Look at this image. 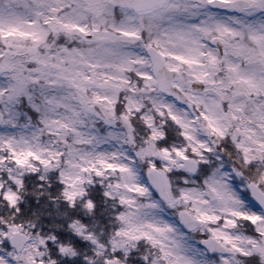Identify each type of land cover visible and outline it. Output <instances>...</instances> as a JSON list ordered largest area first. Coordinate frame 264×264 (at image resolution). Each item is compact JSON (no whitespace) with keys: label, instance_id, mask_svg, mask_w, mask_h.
<instances>
[{"label":"snow or ice","instance_id":"6c2138e0","mask_svg":"<svg viewBox=\"0 0 264 264\" xmlns=\"http://www.w3.org/2000/svg\"><path fill=\"white\" fill-rule=\"evenodd\" d=\"M0 264H264V0H0Z\"/></svg>","mask_w":264,"mask_h":264},{"label":"trees","instance_id":"16d2710c","mask_svg":"<svg viewBox=\"0 0 264 264\" xmlns=\"http://www.w3.org/2000/svg\"><path fill=\"white\" fill-rule=\"evenodd\" d=\"M30 190H31V188H30ZM29 203L33 204L34 201L31 198H29ZM45 203H46V201L43 198H41V201L39 203L34 204V206H35L36 210H38L39 212H44L45 214H47L48 212H52L53 209H52L51 205H48L47 207H42V205H44ZM54 218H55V213H53V219Z\"/></svg>","mask_w":264,"mask_h":264}]
</instances>
